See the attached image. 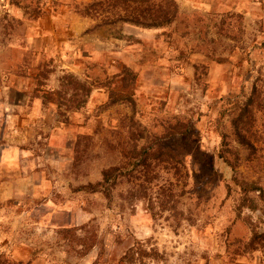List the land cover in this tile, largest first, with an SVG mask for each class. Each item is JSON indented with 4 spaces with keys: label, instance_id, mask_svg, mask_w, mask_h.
Segmentation results:
<instances>
[{
    "label": "rangeland",
    "instance_id": "374dc122",
    "mask_svg": "<svg viewBox=\"0 0 264 264\" xmlns=\"http://www.w3.org/2000/svg\"><path fill=\"white\" fill-rule=\"evenodd\" d=\"M96 1L0 0V264H264V0L151 28ZM65 74L80 108L47 96ZM159 141L179 159L135 157Z\"/></svg>",
    "mask_w": 264,
    "mask_h": 264
},
{
    "label": "trees",
    "instance_id": "16d2710c",
    "mask_svg": "<svg viewBox=\"0 0 264 264\" xmlns=\"http://www.w3.org/2000/svg\"><path fill=\"white\" fill-rule=\"evenodd\" d=\"M135 4V6L131 4ZM122 5L123 10L126 11L124 15H120V20L133 23L135 25H140L143 27H161L171 24L178 16L179 7L175 0H104L96 1L87 6V10L91 8L100 9H114ZM109 7V8H107ZM127 7V9H126ZM98 12V11H97ZM128 73V72H127ZM128 74L131 73L129 72ZM127 76L125 81H131ZM126 77V76H125ZM134 79V77L132 76ZM71 93L70 97L67 95ZM91 94V88L86 85V83L78 80L72 74H65L61 77V89L48 93L47 96L50 100H53L55 96L63 97L64 103L69 107L80 108L87 102L88 96ZM122 100L134 102L133 97L130 95L121 97ZM254 102V98L250 97L247 99L246 104L240 109L239 113L233 116L232 122L234 127V132L237 139L248 146H251V141L248 136L250 130V120L252 109L251 106ZM227 135L225 134L224 140L229 145L230 143L226 141ZM162 141V140H161ZM162 142L158 144V151H153V148L145 147L143 152L136 154V158H140L145 162L149 161L151 156H156L157 158L166 157L168 160L179 159L178 155L167 149V147L161 146ZM154 147V146H153ZM229 148L226 147L227 151ZM224 157L227 158L226 155ZM232 166H235V163L230 161ZM126 173L124 167L122 166H112L103 171V179L97 184H89L88 189L93 191H102L106 196H110L114 186L117 184L118 179Z\"/></svg>",
    "mask_w": 264,
    "mask_h": 264
}]
</instances>
